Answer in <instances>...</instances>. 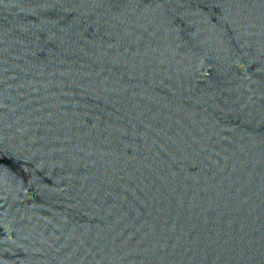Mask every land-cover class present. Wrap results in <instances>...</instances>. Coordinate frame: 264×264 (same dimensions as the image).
<instances>
[{
	"label": "water",
	"instance_id": "95a60500",
	"mask_svg": "<svg viewBox=\"0 0 264 264\" xmlns=\"http://www.w3.org/2000/svg\"><path fill=\"white\" fill-rule=\"evenodd\" d=\"M0 264H264V0H0Z\"/></svg>",
	"mask_w": 264,
	"mask_h": 264
}]
</instances>
